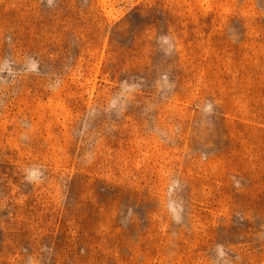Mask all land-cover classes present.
<instances>
[{"label":"rangeland","instance_id":"374dc122","mask_svg":"<svg viewBox=\"0 0 264 264\" xmlns=\"http://www.w3.org/2000/svg\"><path fill=\"white\" fill-rule=\"evenodd\" d=\"M0 264H264V0H0Z\"/></svg>","mask_w":264,"mask_h":264},{"label":"clouds","instance_id":"9594fccd","mask_svg":"<svg viewBox=\"0 0 264 264\" xmlns=\"http://www.w3.org/2000/svg\"><path fill=\"white\" fill-rule=\"evenodd\" d=\"M206 111H211V105L208 106V108L206 109ZM219 255L222 257L224 255L223 251H219Z\"/></svg>","mask_w":264,"mask_h":264}]
</instances>
